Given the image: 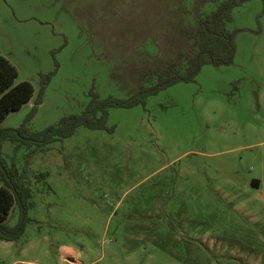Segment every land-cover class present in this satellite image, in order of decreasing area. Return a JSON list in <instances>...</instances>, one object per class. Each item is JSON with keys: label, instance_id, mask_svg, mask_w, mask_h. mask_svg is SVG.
Here are the masks:
<instances>
[{"label": "rangeland", "instance_id": "rangeland-1", "mask_svg": "<svg viewBox=\"0 0 264 264\" xmlns=\"http://www.w3.org/2000/svg\"><path fill=\"white\" fill-rule=\"evenodd\" d=\"M207 0H0V52L35 95L0 129L35 131L93 100L128 98L141 76L195 53ZM231 64H205L110 129L78 128L43 150L6 141L34 191L0 264H264V0L234 9ZM20 220L19 208L10 223Z\"/></svg>", "mask_w": 264, "mask_h": 264}, {"label": "trees", "instance_id": "trees-1", "mask_svg": "<svg viewBox=\"0 0 264 264\" xmlns=\"http://www.w3.org/2000/svg\"><path fill=\"white\" fill-rule=\"evenodd\" d=\"M218 1V0H207ZM250 0H223L213 12L201 15L193 41L195 53L185 57L173 58L163 67L151 68L141 76L142 84L128 98L110 95L101 98L93 91V100L86 110L62 118L59 124L51 125L42 131H35L29 121L43 103L44 94L27 121L20 127L0 129V238L6 241L20 239L30 220L29 211L35 206L34 191L27 182L28 169L18 173L16 164L8 165L2 158L6 141L20 143L28 148L37 146L47 150L56 141L73 136L79 127L91 129H112L108 125L110 108L135 107L146 104L150 96L183 81H193L205 64H231L236 54L235 32L229 23L235 19L234 9ZM17 67L0 52V124L14 110L21 109L32 100L35 87L29 81L17 83ZM19 208L20 220L16 225L10 223V216Z\"/></svg>", "mask_w": 264, "mask_h": 264}]
</instances>
